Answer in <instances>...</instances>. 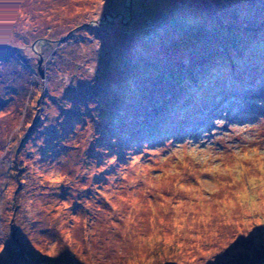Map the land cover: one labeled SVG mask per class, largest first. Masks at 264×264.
<instances>
[{
  "label": "rangeland",
  "instance_id": "obj_1",
  "mask_svg": "<svg viewBox=\"0 0 264 264\" xmlns=\"http://www.w3.org/2000/svg\"><path fill=\"white\" fill-rule=\"evenodd\" d=\"M0 264H264V0H0Z\"/></svg>",
  "mask_w": 264,
  "mask_h": 264
},
{
  "label": "bare ground",
  "instance_id": "obj_2",
  "mask_svg": "<svg viewBox=\"0 0 264 264\" xmlns=\"http://www.w3.org/2000/svg\"><path fill=\"white\" fill-rule=\"evenodd\" d=\"M222 203V202H221Z\"/></svg>",
  "mask_w": 264,
  "mask_h": 264
}]
</instances>
